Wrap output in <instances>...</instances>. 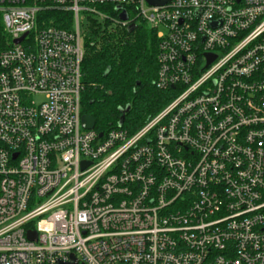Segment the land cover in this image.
<instances>
[{"label": "built area", "instance_id": "built-area-1", "mask_svg": "<svg viewBox=\"0 0 264 264\" xmlns=\"http://www.w3.org/2000/svg\"><path fill=\"white\" fill-rule=\"evenodd\" d=\"M88 15L155 29L174 93L133 132L81 126ZM71 254L264 264V0H0V264Z\"/></svg>", "mask_w": 264, "mask_h": 264}, {"label": "trees", "instance_id": "trees-1", "mask_svg": "<svg viewBox=\"0 0 264 264\" xmlns=\"http://www.w3.org/2000/svg\"><path fill=\"white\" fill-rule=\"evenodd\" d=\"M41 16L45 24L64 29L71 27L68 13L50 11ZM131 19L127 25L118 26L109 19L98 20L88 15L81 28L83 90L80 110L94 118L98 132L119 127L121 115L120 127L135 131L156 115L174 93L172 89L158 90L154 85L157 69L155 29L133 16Z\"/></svg>", "mask_w": 264, "mask_h": 264}, {"label": "water", "instance_id": "water-1", "mask_svg": "<svg viewBox=\"0 0 264 264\" xmlns=\"http://www.w3.org/2000/svg\"><path fill=\"white\" fill-rule=\"evenodd\" d=\"M149 3L151 4H162L164 2V0H147ZM119 17L121 19H126L127 18V14L126 12H122L119 14ZM19 39H16L15 41H19ZM207 62L209 63L213 58H214V55L213 54H207ZM128 106H126L125 109H127ZM122 121H123V115H121L119 121H118V125L120 126L122 124ZM95 125V120L94 118L91 116V115H86V114H83L81 116V126L84 128V129H91L93 128ZM99 136L101 135V133L98 134ZM87 163L83 164V167L86 166ZM32 232L31 231H27V235L29 238H32ZM58 264H76V258L74 257V255H70L69 256V260L68 261H64V262H59Z\"/></svg>", "mask_w": 264, "mask_h": 264}, {"label": "rangeland", "instance_id": "rangeland-1", "mask_svg": "<svg viewBox=\"0 0 264 264\" xmlns=\"http://www.w3.org/2000/svg\"><path fill=\"white\" fill-rule=\"evenodd\" d=\"M82 27H83V26H82ZM82 27H81V28H82ZM33 99H34L35 102L38 103V102H40V101L42 100V96H40V95H35Z\"/></svg>", "mask_w": 264, "mask_h": 264}]
</instances>
